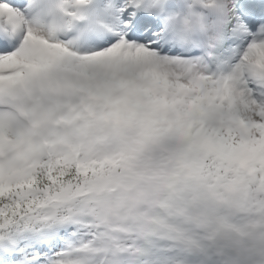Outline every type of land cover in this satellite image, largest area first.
I'll list each match as a JSON object with an SVG mask.
<instances>
[{
    "label": "snow or ice",
    "instance_id": "6c2138e0",
    "mask_svg": "<svg viewBox=\"0 0 264 264\" xmlns=\"http://www.w3.org/2000/svg\"><path fill=\"white\" fill-rule=\"evenodd\" d=\"M0 264H264V0H0Z\"/></svg>",
    "mask_w": 264,
    "mask_h": 264
}]
</instances>
